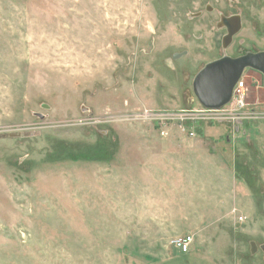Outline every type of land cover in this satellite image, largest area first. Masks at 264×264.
Wrapping results in <instances>:
<instances>
[{"label": "rangeland", "instance_id": "374dc122", "mask_svg": "<svg viewBox=\"0 0 264 264\" xmlns=\"http://www.w3.org/2000/svg\"><path fill=\"white\" fill-rule=\"evenodd\" d=\"M252 50L264 0H0V264H264V119L178 131L194 74Z\"/></svg>", "mask_w": 264, "mask_h": 264}, {"label": "water", "instance_id": "95a60500", "mask_svg": "<svg viewBox=\"0 0 264 264\" xmlns=\"http://www.w3.org/2000/svg\"><path fill=\"white\" fill-rule=\"evenodd\" d=\"M199 14L200 12L194 13L195 16ZM220 18L218 27L221 25L227 27V33L221 39V47L226 49L241 28V18L239 14L228 17L221 15ZM180 55L181 53L174 54L173 58H178ZM245 68H253L264 75V52H250L236 57L224 53L220 58L208 61L194 74L192 81V90L197 103L204 109L222 108L230 101L233 88ZM251 245L254 248L253 242ZM261 249L264 250V245Z\"/></svg>", "mask_w": 264, "mask_h": 264}, {"label": "built area", "instance_id": "2783aa9c", "mask_svg": "<svg viewBox=\"0 0 264 264\" xmlns=\"http://www.w3.org/2000/svg\"><path fill=\"white\" fill-rule=\"evenodd\" d=\"M233 94L230 101L220 109H204L200 105V109L195 110H183L184 117L181 118V122L178 125V131L185 133L187 137L194 138L195 132L194 122L199 120H209L217 125H226L233 132V135L241 134L246 136L245 124L247 122L256 120L258 118L264 119V113L259 112L255 108L246 110L248 106L253 104L247 102V89L245 85L244 76H242L233 88ZM143 119H155L159 121L157 124L158 133L162 136H167L168 130L166 115H162L160 111L153 108H144L141 113ZM207 121V122H209ZM170 244L175 247L182 254L189 252L192 249L193 236L191 234H185L184 236H177L171 239Z\"/></svg>", "mask_w": 264, "mask_h": 264}, {"label": "flooded vegetation", "instance_id": "af4514ba", "mask_svg": "<svg viewBox=\"0 0 264 264\" xmlns=\"http://www.w3.org/2000/svg\"><path fill=\"white\" fill-rule=\"evenodd\" d=\"M235 14H239L240 15V13L239 12H235L234 14H230V15H222V16H226V17H228V16H231V15H235ZM221 17V16H220ZM219 17V18H220ZM241 18V22H242V17H240ZM220 20H221V18L219 19V21H218V23L220 22ZM217 26H218V24H217ZM241 26H242V23H241ZM221 27L222 28H224V34L222 35V37L227 33L226 32V29H227V27L226 26H224V25H221ZM221 27H219V28H221ZM237 34V33H236ZM234 38V37H233ZM222 39V38H221ZM250 52H252V53H257V52H264V50H252V51H250ZM250 52H248V51H246V52H242V53H240V54H238V55H236V56H240V55H243V54H246V53H250ZM180 53V52H179ZM179 53H176V54H179ZM183 53H181V55H182ZM174 55V54H173ZM223 55V54H222ZM218 58H220V57H218ZM172 59H173V56H172V58H168L167 59V62L169 63V65H171L172 64ZM217 59V58H216ZM246 69H250V68H245V70ZM253 71H255L256 73H258V74H260V77H261V81H262V83H263V85H264V75L263 74H261L259 71H257V70H255V69H253V68H251ZM244 70V71H245ZM243 75L242 76H244V78H245V76H246V74H244V72L242 73ZM241 76V77H242ZM255 88L258 90L259 89V87H261V85L259 84V80H255ZM264 87V86H263ZM259 97V96H258ZM259 99V98H258ZM248 102V101H247ZM248 103H251V104H253V105H255V107H253V108H255L256 110H258L259 109V107L257 106V105H260V104H262L263 102H258V101H252V102H248ZM199 105V104H198ZM264 113V112H263Z\"/></svg>", "mask_w": 264, "mask_h": 264}, {"label": "crops", "instance_id": "0c3cea01", "mask_svg": "<svg viewBox=\"0 0 264 264\" xmlns=\"http://www.w3.org/2000/svg\"><path fill=\"white\" fill-rule=\"evenodd\" d=\"M181 253V252H180ZM184 255V254H183Z\"/></svg>", "mask_w": 264, "mask_h": 264}]
</instances>
